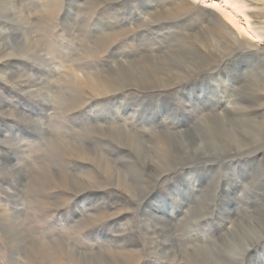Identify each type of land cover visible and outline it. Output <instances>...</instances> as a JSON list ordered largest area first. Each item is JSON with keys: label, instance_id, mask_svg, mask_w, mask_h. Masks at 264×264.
Instances as JSON below:
<instances>
[{"label": "rangeland", "instance_id": "1", "mask_svg": "<svg viewBox=\"0 0 264 264\" xmlns=\"http://www.w3.org/2000/svg\"><path fill=\"white\" fill-rule=\"evenodd\" d=\"M0 2V264H264V0Z\"/></svg>", "mask_w": 264, "mask_h": 264}, {"label": "bare ground", "instance_id": "2", "mask_svg": "<svg viewBox=\"0 0 264 264\" xmlns=\"http://www.w3.org/2000/svg\"><path fill=\"white\" fill-rule=\"evenodd\" d=\"M12 1H14V0H12ZM19 1V0H18ZM1 3V2H0ZM16 4H17V1H16ZM11 5V4H10ZM13 6V5H12ZM26 9H27V7H26ZM25 9V10H26ZM14 10V9H13ZM18 10V9H17ZM20 10H21V8H20ZM27 11V10H26ZM17 12H21V11H17ZM19 14H21V13H19ZM23 14V13H22ZM15 15V14H14ZM27 16H29V15H27ZM20 20V19H19ZM27 20V19H26ZM30 27V26H29ZM255 28H257V27H255ZM29 29V28H28ZM28 31V30H27ZM29 31H31L30 29H29ZM31 34V33H30ZM29 34V35H30ZM28 38H29V36H28ZM12 42V41H11ZM34 43V42H33ZM24 47V46H23ZM29 51V50H28ZM31 52V51H30ZM33 52V51H32ZM36 55V54H35ZM37 56V55H36ZM37 58H39V57H37ZM40 59V58H39ZM43 59V58H42ZM52 59V58H51ZM185 64H187V63H185ZM197 64V63H196ZM174 67V66H173ZM163 72H165L164 70H163ZM168 72V71H167ZM170 75V77H171V74H169ZM160 76V75H159ZM163 78V77H162ZM165 78V77H164ZM140 79V78H139ZM33 86V85H32ZM111 127H113V125L111 124L110 125ZM110 128V127H109ZM114 128V127H113ZM112 132V131H111ZM185 134V133H184ZM115 136H117V135H115ZM188 136V135H187ZM178 137V136H177ZM186 139V138H185ZM191 139V138H190ZM187 141V140H186ZM190 142V141H189ZM188 142V143H189ZM179 143V142H178ZM180 143H182V142H180ZM192 143V142H191ZM182 144H184V143H182ZM181 145V144H180ZM179 145V147H182L183 146V148H182V150H184V151H186V152H184V154L183 155H186V156H189V157H191V156H195L197 153H196V151H190V147H189V145L187 146V145H182V146H180ZM192 145V144H191ZM175 147H176V145H175ZM175 147H173V148H175ZM203 155V154H202ZM205 155V154H204ZM154 168V167H153ZM120 176V175H119ZM117 177H118V175H117ZM113 180V179H112ZM248 224H250V223H248ZM21 230V229H20ZM22 231V230H21ZM232 232V231H231ZM11 234V233H10ZM17 235V234H16ZM234 236V235H233ZM255 236V235H254ZM18 237V236H17ZM21 237V236H20ZM257 236H255V238H256ZM11 238V237H10ZM25 238V237H24ZM243 242V241H242ZM248 243H249V241H247ZM253 242V241H252ZM255 242V241H254ZM247 243V244H248ZM250 244V243H249ZM21 247H23V245L21 246ZM75 247V246H74ZM248 248V247H247ZM20 249H22V248H20ZM182 249H184V248H182ZM240 250V249H239ZM243 250V249H242ZM246 250V249H245ZM245 250H243V251H245ZM245 252H247V251H245ZM217 255V254H216ZM239 255V254H238ZM224 259H225V257H223ZM257 259V258H256ZM101 261V260H100ZM104 260H102L101 262H103ZM242 261V260H241ZM209 262H210V260H209ZM106 264V263H105ZM122 264H124V263H122Z\"/></svg>", "mask_w": 264, "mask_h": 264}]
</instances>
